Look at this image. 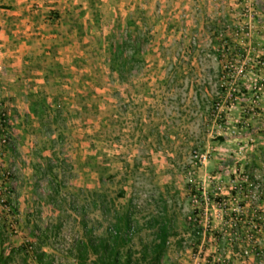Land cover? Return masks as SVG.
<instances>
[{
    "label": "rangeland",
    "instance_id": "obj_1",
    "mask_svg": "<svg viewBox=\"0 0 264 264\" xmlns=\"http://www.w3.org/2000/svg\"><path fill=\"white\" fill-rule=\"evenodd\" d=\"M255 11L260 28L232 9L196 41L184 19L185 29L166 21L123 52L110 48L122 34L85 43L89 55L73 64L49 61L32 105L15 97L20 112L0 93V264H77L76 244L127 214L124 252L137 264H151L142 255L152 219L171 227L162 264H264V233L248 213L240 234L224 227L214 183L221 167L264 171V12Z\"/></svg>",
    "mask_w": 264,
    "mask_h": 264
},
{
    "label": "crops",
    "instance_id": "obj_2",
    "mask_svg": "<svg viewBox=\"0 0 264 264\" xmlns=\"http://www.w3.org/2000/svg\"><path fill=\"white\" fill-rule=\"evenodd\" d=\"M259 1L264 2V0H0V93L10 94L14 107L17 104L15 97L26 102L23 104L25 108L32 105L28 99L34 101L37 99V93L43 89L45 83L38 82L37 79L43 81L42 75L49 72L51 59L55 62L63 60L60 63L64 65L63 58H67L68 62L71 61L73 64L74 58L81 59L89 55L86 53L88 47L84 45L85 43L103 44L106 35L116 37L122 34L126 40L130 34L132 39L145 42L146 30L151 31L148 35H154L155 32H160V26H166L168 21L171 27L185 29L184 19H187V23L192 22V26L199 30L191 36L193 41H196L200 36L210 35L206 28L210 29L209 24L213 17L216 16L214 21L222 19L227 14L230 15L232 9L235 11L234 16H241L240 22L249 23L251 29L253 26L260 28L258 23L251 22L253 11L264 12L254 6V2L258 6ZM205 19L209 21L204 22ZM181 21H184L182 26ZM134 31L138 32V36L134 35ZM38 74L41 76H35ZM17 107L18 105L17 112H20Z\"/></svg>",
    "mask_w": 264,
    "mask_h": 264
},
{
    "label": "trees",
    "instance_id": "obj_3",
    "mask_svg": "<svg viewBox=\"0 0 264 264\" xmlns=\"http://www.w3.org/2000/svg\"><path fill=\"white\" fill-rule=\"evenodd\" d=\"M258 8L264 11V3L259 1ZM132 40L130 34H128L125 42L119 43V45L111 44V51H125L127 43ZM133 42H138L137 39H133ZM138 45V43H136ZM136 45V46H137ZM223 141L224 139L221 138ZM118 216V220L110 232L106 235L99 237H89L87 240L81 239L75 246L77 251V264H88L87 260L90 256H93L92 264H137L134 259V252L132 249L125 251V246L128 245L131 238L132 221L129 217ZM151 228H155L154 239L145 246L143 249V259L150 258L151 264H162V259L168 248L169 237L171 234V227L168 221L152 219L150 222ZM42 255L39 259H43ZM42 261V260H41Z\"/></svg>",
    "mask_w": 264,
    "mask_h": 264
},
{
    "label": "built area",
    "instance_id": "obj_4",
    "mask_svg": "<svg viewBox=\"0 0 264 264\" xmlns=\"http://www.w3.org/2000/svg\"><path fill=\"white\" fill-rule=\"evenodd\" d=\"M247 29L246 25L242 27L244 35L250 34ZM214 183L219 191V215L224 219L223 226L231 228L234 235L240 234L241 223L248 213L253 218L248 223L252 232L264 233V171L248 175L238 172L236 167L222 168ZM245 203L250 204L248 209Z\"/></svg>",
    "mask_w": 264,
    "mask_h": 264
}]
</instances>
